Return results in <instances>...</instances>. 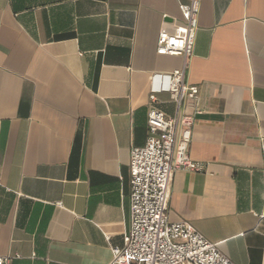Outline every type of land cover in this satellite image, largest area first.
Returning a JSON list of instances; mask_svg holds the SVG:
<instances>
[{"label": "crops", "instance_id": "0c3cea01", "mask_svg": "<svg viewBox=\"0 0 264 264\" xmlns=\"http://www.w3.org/2000/svg\"><path fill=\"white\" fill-rule=\"evenodd\" d=\"M176 0H0V258L111 264L130 229V152L148 111L167 116L151 78L187 65L199 87L190 155L169 217L234 264H264V0H201L193 54ZM158 84V81L156 82Z\"/></svg>", "mask_w": 264, "mask_h": 264}, {"label": "built area", "instance_id": "2783aa9c", "mask_svg": "<svg viewBox=\"0 0 264 264\" xmlns=\"http://www.w3.org/2000/svg\"><path fill=\"white\" fill-rule=\"evenodd\" d=\"M184 21V36L160 32L157 54L191 58L200 15L201 0H176ZM158 81V84L156 82ZM150 101L168 92L176 105L174 116L150 106L148 139L130 152V229L124 245L112 249L111 264H234L219 247L187 221L172 222L169 201L178 170L203 171L204 164L190 155L195 114L190 106L200 89L188 81V68L151 78ZM10 258H0L5 264Z\"/></svg>", "mask_w": 264, "mask_h": 264}]
</instances>
